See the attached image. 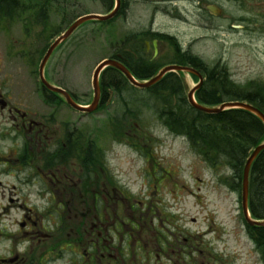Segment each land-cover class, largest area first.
Here are the masks:
<instances>
[{"label":"flooded vegetation","instance_id":"1","mask_svg":"<svg viewBox=\"0 0 264 264\" xmlns=\"http://www.w3.org/2000/svg\"><path fill=\"white\" fill-rule=\"evenodd\" d=\"M3 1L8 6L0 10V264H264L240 207L220 232L212 226L196 231L155 199L171 174L155 179V165L136 183V152L144 148L136 142V120H127L126 139L111 134L113 143L134 155L127 172L77 134L71 109L45 86L61 88L57 58L46 64L44 79L35 68L56 27L51 30L43 13L18 0ZM134 2L149 6L144 24L136 21L132 43L110 59L135 79H153L172 67L179 70L160 79H208L209 69L223 67L202 59L199 37L183 42L174 26L190 27L188 16L206 36L264 33V0ZM126 4L122 0L113 21ZM158 14L169 27L154 26ZM109 70L101 74L98 109L113 108L119 115L107 117V124L118 128L124 107L136 106V97L126 98L125 78Z\"/></svg>","mask_w":264,"mask_h":264},{"label":"rangeland","instance_id":"2","mask_svg":"<svg viewBox=\"0 0 264 264\" xmlns=\"http://www.w3.org/2000/svg\"><path fill=\"white\" fill-rule=\"evenodd\" d=\"M19 1L26 4L35 2ZM125 1L129 2V7L121 18L108 24L98 22L84 24L57 49L49 61L50 65L57 58L60 85L67 89L80 105H86L91 101V80L97 65L105 59L112 58L117 51L124 49V45L132 43V36L129 34L136 31L138 19L144 24L149 6L139 8L134 0ZM49 2L51 6L47 14L51 26H58L56 19L60 22L52 41L65 31L75 17L107 13L100 0H49ZM187 19L190 27L181 25L174 27L182 33L183 42L200 38L196 43V49L209 66L221 63L229 79L237 86L243 87L253 82L264 83V33L245 35L239 32L236 35L206 36L202 31L192 27L191 16ZM154 26L169 27V24L158 14L154 19ZM179 80L185 98L188 90L196 82L195 79ZM124 92L126 98L136 97V106L126 104L124 107L125 121L133 113L137 126L136 142L142 145V140L145 141L144 148L141 146L136 152V183L141 184L148 174H152L151 168L158 165L155 179L168 177L170 174L171 178L166 189L161 190L162 195L155 199L161 201L163 199L174 215L181 213V218L188 221L190 229L207 231L209 230L207 227L212 226L218 233L227 224H231L232 219L238 216L237 206L240 207V193L226 190L230 187L225 182L228 184L233 178L231 169L219 164L217 169L207 167L193 152L186 138L173 134L160 122L158 114L162 106L151 93L134 90L129 86L124 88ZM112 109L99 110L91 115L72 112V115L76 120L77 134H83L87 140L101 147L107 157L115 160L118 167L127 172L134 155L125 147L112 142L111 133L114 127L107 124V117L109 116L108 120L111 121L112 116L119 115L112 112ZM65 112L66 109L62 106V114ZM191 219L196 220L194 225L190 223Z\"/></svg>","mask_w":264,"mask_h":264},{"label":"trees","instance_id":"3","mask_svg":"<svg viewBox=\"0 0 264 264\" xmlns=\"http://www.w3.org/2000/svg\"><path fill=\"white\" fill-rule=\"evenodd\" d=\"M100 1L107 10L112 4V0ZM20 4L24 5V3ZM5 5L8 6L5 1L0 0L1 11L6 10ZM50 6L49 0H35L32 4L28 3V10L36 11V8H40L47 22ZM54 36L55 33L51 35L52 38ZM49 38L45 39V48L48 46ZM207 77L208 79L204 80L195 95L200 105L216 107L226 102H244L264 114V83L253 82L243 87L237 86L229 79L223 67L209 69ZM122 80L125 81V79ZM126 86L128 84L125 81ZM147 92L151 93L157 103L162 106L158 114L160 122L173 134L186 138L193 152L205 164L212 168L218 164L229 167L233 178L225 184L233 191L240 192L245 162L252 149L264 141L262 123L242 110H227L219 114H204L194 110L184 98L179 79H162ZM131 115L133 116V113ZM248 208L252 218L264 219V150L260 152L250 168ZM249 230L256 247L263 253L264 228Z\"/></svg>","mask_w":264,"mask_h":264},{"label":"water","instance_id":"4","mask_svg":"<svg viewBox=\"0 0 264 264\" xmlns=\"http://www.w3.org/2000/svg\"><path fill=\"white\" fill-rule=\"evenodd\" d=\"M119 8H120V0H115V9L110 14L105 15V16L92 14V15L83 16V17L77 19L62 35L57 37L53 41V43L50 45L47 53L45 54V56H44V58L40 64V68H39L40 79H43V67H44L47 59L49 58V56L53 52V50L56 47H58L60 44H62L64 41H66L74 33V31L78 27H80L82 24H84L86 22H92V21H94V22H106V21L112 19L116 15ZM106 67H112V68L119 70L126 77V80L133 87H135L137 89H141V90L147 89V88L153 86L154 84H156L157 82H159L161 80L159 78L164 74V72L170 70V69H166L163 72H161L156 78L150 79L147 82L140 83V82L136 81L131 76V74L126 70V68H124L122 65L118 64L117 62H115L113 60L103 61L101 64H99L97 66V68L95 69L93 76H92V87H93L94 97H93V101H92L91 105L88 108H84V107L77 105L72 100L70 95L67 92H65L64 90L52 89V88L48 87L47 84L46 85L49 89H52L56 93L60 94L61 97L66 102V104L69 105L72 109H74L75 111L80 112V113L89 114V113L94 112L97 109V102H98L99 93H100L99 75L102 72V70ZM187 70L190 72H193L192 70H189V69H187ZM202 83H203V79H198V84L196 86H194L193 88H191L187 93V101H188V104L190 105L191 108H193L194 110H197L199 112L205 113V114H219V113L226 111V110H242V111L248 112L251 115H253L254 117H256L264 126V114L250 104H247L244 102H226V103L221 104L217 108H208V107H205V106L198 104L194 99V94L197 90H199ZM263 150H264V142L261 143L260 145L256 146L251 151L248 159L246 160L245 167L243 170L242 184H241V205H242L244 219L250 227H264V220L254 221L251 219L250 214L248 213V206H247L248 178H249L250 167H251L253 161L256 159V157Z\"/></svg>","mask_w":264,"mask_h":264},{"label":"bare ground","instance_id":"5","mask_svg":"<svg viewBox=\"0 0 264 264\" xmlns=\"http://www.w3.org/2000/svg\"><path fill=\"white\" fill-rule=\"evenodd\" d=\"M127 102H129V103H132V102H133V100H129V101H127Z\"/></svg>","mask_w":264,"mask_h":264}]
</instances>
